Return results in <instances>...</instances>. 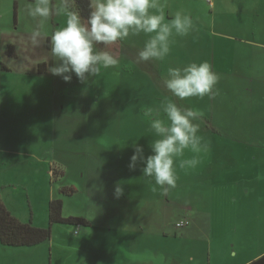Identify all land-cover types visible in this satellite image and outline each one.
I'll return each instance as SVG.
<instances>
[{"label": "rangeland", "instance_id": "374dc122", "mask_svg": "<svg viewBox=\"0 0 264 264\" xmlns=\"http://www.w3.org/2000/svg\"><path fill=\"white\" fill-rule=\"evenodd\" d=\"M163 1L164 6L160 3L164 10L166 8L172 15L182 12L194 21L193 34L197 42L193 49L208 52L213 47L214 56L188 61H207L217 74L227 76L230 81L222 82L216 93H223L232 102L225 104V108L216 106L215 117L212 119H207L206 111L198 105L188 108L200 113L197 122L200 127L204 125L205 129L225 124L224 120L228 117L236 125L246 122L249 127L247 130L256 128L257 135L241 133L236 139L257 147L251 155L255 156L253 160H257V164L261 160L259 171L264 178V0ZM14 3L17 10L15 22ZM37 3L38 0H0V200L20 221H31L35 226L46 227L48 202L60 198L63 215L85 216L92 222L95 231L99 232L103 220L109 218L102 205H108L107 209L112 211L110 204L125 195L123 190L127 181L134 182V188L141 196L158 192L149 188L154 181L150 182L142 175V164L138 163L133 170L128 167L126 154L133 153V140L146 147L143 143L145 141L138 134L140 130L149 129L161 101L167 98L177 103L176 97L171 96L166 88H152V98L145 96L148 90L142 85L149 81L156 86L159 78L164 82L169 66H180L179 55L174 50L176 36L171 38L170 53L162 61L164 71L161 76L148 72L144 77L138 67H134L135 73H127L128 78L125 73L122 74L124 82L128 79L134 83L135 92L131 91L127 100L143 97L137 98L142 104L133 105L137 100L130 105L120 103L111 106V103L105 101L98 103L95 77L81 82L73 74L71 81L65 82L49 71L55 62L50 57V41L46 40V36L51 37L55 30L62 27L66 17L56 13L57 0H53V3L48 0L50 15L47 20L28 16V7ZM209 12L213 22L210 21ZM203 24L211 32L209 38L197 29ZM34 32L40 33L35 40ZM129 39L120 42L122 52L115 53L113 45L107 50L122 64L137 65L127 56L129 52L138 55V45L141 48L143 45H140V40ZM134 43L136 51H129ZM181 48L186 46L182 43ZM12 51L16 53L15 57L8 54ZM123 52H127L125 56L121 54ZM143 109H148L144 117L141 112ZM106 133H114L117 137L109 135L103 138ZM107 145L110 146L108 149L105 148ZM117 147H120L124 156L122 161L115 158ZM100 148L106 153L98 156L95 149ZM127 148L129 151L125 152ZM51 169L54 175H51ZM245 170L254 171L249 166ZM117 177L125 178L121 183H114L113 179ZM69 186L76 190L74 194L64 196L59 193L60 188ZM102 189V197L96 198V192ZM117 189H120L119 194ZM114 194L118 196L113 198ZM168 195L171 197V189H168ZM183 203L175 202L171 197L166 217L159 218L152 213L149 220L152 226L160 229L164 224V233L168 236L166 246L150 245L145 250H129L125 256L130 252L133 256H141L143 252L150 255L148 260L136 259L135 264L147 261L155 264H238L242 255H250L248 252L251 250L240 249L243 244L248 243L253 251H257L254 242L259 244L260 238L264 242V236L259 234L254 239L255 234L250 230L251 226L243 222L244 217L236 215L228 221V218L217 215L211 226L212 216L208 218L209 226L206 225V218L202 222L192 220L189 225L193 227L194 234L184 236V244L179 241V245H171L174 235L172 229L177 231L178 237L182 230L177 229L175 223L183 213ZM221 219L225 220L224 225H220ZM141 220L142 217H139L136 222ZM254 220L260 222L259 228L263 232L264 211L262 216ZM235 226L238 227L237 231ZM72 227L54 224L51 231L63 239ZM83 229L91 228L83 226ZM98 239L95 238L96 243ZM53 240L51 245L43 244L37 248L41 250V258L44 259L41 264H48L47 247L52 249L51 254H56L61 246L56 237ZM91 240L86 239L90 243ZM81 241L85 240H79L76 252L69 255L62 264H109L103 257L110 256V248H103L102 251L95 248L98 245L92 244L91 248V244L81 245ZM233 247L238 251L236 256ZM13 250L16 249L0 244V264L10 263L8 253ZM35 261V258H30L27 264H40Z\"/></svg>", "mask_w": 264, "mask_h": 264}, {"label": "crops", "instance_id": "0c3cea01", "mask_svg": "<svg viewBox=\"0 0 264 264\" xmlns=\"http://www.w3.org/2000/svg\"><path fill=\"white\" fill-rule=\"evenodd\" d=\"M51 1L53 3V0ZM160 2H162L164 6L165 2L163 0H160ZM208 4L211 6L210 2ZM215 6L216 5L214 4V7ZM165 10L164 22L168 23L173 15L169 13L166 8ZM209 14L210 21L213 22V16L210 12ZM197 29L206 34V38L211 36V32L208 31L206 24H203L202 27ZM193 33L194 31L184 37L176 36V48H174V50L179 55L178 57L181 62L180 66L190 63L188 60L194 58H207L211 55L214 56L212 51L213 47H211L208 52L193 49L197 42V40L194 39L195 35ZM47 38H49L50 41V37L46 36V40ZM145 39H147V36L141 34L139 36L130 37L129 41L140 40V45H143ZM200 39L205 41V38H201V36ZM182 43L186 46V48H181ZM120 46V42L113 45L115 53L117 51H123ZM138 47L141 48L139 45ZM134 48L135 43L132 45V49L129 48V51H136ZM126 53L127 52H123L121 54L125 56ZM127 58L135 61L137 65H125L119 60L117 67L103 69L101 74L94 79V81H96L95 85L98 103L105 101L104 103H111V106H115V104L120 103L130 105L137 100V98H143L137 97L127 100L132 94L131 91L135 92V89L133 88L134 83L128 81V79H125L124 82V76L122 74L125 73L126 78H128L129 75L127 73L136 72L134 67L141 69V73L144 77L148 72L161 76L164 71L162 61L157 62L153 60V64L151 61L142 62L138 60V55L134 54V52H129ZM212 69L214 70V68ZM217 75L219 79L215 85L214 94L212 96H205L204 98L192 97L186 100H177L175 98L177 104L181 107L187 108L192 105H198L201 109L206 111L207 119L215 117L214 112L216 106L225 108V104H231L232 102L231 98H225L223 93H216V90L221 88L220 85L222 82H230L227 79V76H223L220 73ZM156 82L158 83L156 86L152 85L149 81L148 83L143 82L142 85L144 89L148 90L147 93L144 94L145 96L152 98V88H165L162 79L159 78ZM99 97H101V99H99ZM138 104L142 103L138 101L133 105ZM146 111H148V109H143L141 111L142 117L146 115ZM221 112L222 111L219 113ZM224 121L226 122L225 124H228V126L224 127L225 124L220 123V126L214 125V127L209 129L207 127L205 129L204 125L200 127V133L202 137H204L203 143L206 145V150L198 154L190 151L185 152L184 158H192L195 156L199 160V164L195 168L191 169L177 167L178 179L175 187H160L155 185L153 182V186L149 188L157 190L158 192L141 196L139 191H136L134 188V182L127 181L125 183L126 188L123 190V194L125 195L121 196L120 200L114 201V203L110 204V209L114 212L107 209L108 205H102L105 208V212L108 213L109 218H105L103 220V225L100 227L99 232L95 231L96 228L93 226L92 222L84 216L90 222V224L88 226H84V228H91L90 230L83 229V226L81 225L74 226L69 229L70 231H67L68 235L65 233L67 237H64L63 239H60L59 234L53 235V233H51V238L48 241L38 245L32 247H13V249L16 250L8 253L10 260L9 264H12V262L13 264H27L30 262V258H35V262L41 264L44 259L41 258V250H37V248L43 244L51 245L54 242V237H56L57 242L60 243L61 246L57 249L56 254H51L52 249L47 247L49 251L48 264L64 263L69 255L76 252V244L82 239L85 241H81V245L88 246L91 244V248L92 244L98 245L95 246V248L102 251L103 248H110V256L105 255L103 257L107 262H109V264H135L136 259L148 260L150 259V255L144 252L141 256H133L132 252H130L128 256H125V254L129 250H136L139 248L145 250L146 247L150 245L164 247L168 244L166 242L168 236L164 233V224L160 229L156 226H152V222L149 220L151 219L152 213L153 215L159 216V218L166 217L168 202H170L171 197L175 202H185L183 203V207L181 209L183 213L176 223L183 219L188 221V224L183 227H177L175 223V227L182 230L179 231L180 236L178 237L177 231L172 229V234L174 235L172 236L171 245H179V241L180 243H183L182 239L184 236L194 234L193 227L189 225L192 220L194 222H202L206 218V225L209 226L208 218L212 216L211 226L213 224V218L217 215L221 218H228V221L231 220L232 216L237 215L239 217H244L243 222L251 226L250 230L255 234L254 239L258 237V234L261 237L264 236V230L261 232L259 228L260 222L254 220L256 217L262 216V212L264 211V208L262 207L264 178H262L259 171L261 160H259L257 164V160H253L255 156L252 157L251 155L254 154L253 149L257 148L256 146L248 145L243 141L236 139L242 135L241 133L257 135V130L256 128H250L247 130L249 127L246 122L241 125H236L237 123H235L230 117L226 118ZM109 135L117 137L114 133H106L103 138H106ZM138 135H140L145 141L143 143L146 147L142 146L144 149V155L147 156L151 154L149 142L155 137L150 128L147 129V131H145V129L140 130ZM108 147L110 146L107 145L105 148L108 149ZM128 151L129 149L127 148L125 152ZM95 152L99 153L98 156L106 153V151L102 150V148L99 150L95 149ZM115 152L116 159L120 161L124 160L120 147H117ZM131 155L132 154H126L128 164ZM247 166H249V169H254V171L249 172L248 170H245ZM124 178L117 177L113 180L114 183H121ZM168 189H171L172 191L171 197L168 195ZM103 193V189L98 190L95 197H102ZM116 196L118 195L114 194L113 198ZM139 217H142V220L136 222V219ZM145 223L146 225H144ZM221 224L224 225L225 220L221 219L220 225ZM166 225L167 224H165V226ZM235 230H238L237 226H235ZM98 237V243H96L95 238ZM87 238H92L91 243L86 241ZM59 240H61V242H59ZM242 240L244 241V239ZM254 243L257 244V247L255 248L257 251H253L248 243L241 246V250L248 249L251 251L248 252L250 255H247L246 257L242 255V259H239L238 264H248L251 261L256 260L257 257L264 255V242H261V238L259 244L257 242ZM113 251L115 252L113 253ZM234 251V255H238V251ZM142 264L155 263L147 261Z\"/></svg>", "mask_w": 264, "mask_h": 264}, {"label": "clouds", "instance_id": "9594fccd", "mask_svg": "<svg viewBox=\"0 0 264 264\" xmlns=\"http://www.w3.org/2000/svg\"><path fill=\"white\" fill-rule=\"evenodd\" d=\"M56 13L66 19L50 37V57L55 63L49 71L65 82H70L73 74L85 82L89 77H98L103 69L117 67L119 59L107 50L117 42L144 34L147 39L138 51V60L164 61L170 53L173 35L184 37L195 30L192 18L182 12H176L165 23L160 0H89L86 19L75 8V0H57ZM27 15L47 20L48 0H38L35 6H29ZM39 35L34 32L33 39ZM218 79L209 63L193 61L169 66L164 86L179 100L204 98L214 94ZM199 118V112L165 98L149 125L155 137L149 142L151 154L145 156L143 147L133 140L128 167L135 169L139 162L142 175L150 182L175 187L177 167L191 169L199 164L195 156L184 158L185 152L198 154L206 150L199 134Z\"/></svg>", "mask_w": 264, "mask_h": 264}, {"label": "trees", "instance_id": "16d2710c", "mask_svg": "<svg viewBox=\"0 0 264 264\" xmlns=\"http://www.w3.org/2000/svg\"><path fill=\"white\" fill-rule=\"evenodd\" d=\"M69 7H72L69 5ZM75 8L79 9L83 18L89 14V0H75ZM17 18L16 4H13V21ZM49 41V38H47ZM9 55L16 56L12 51ZM40 67V64H39ZM54 175L51 169V175ZM76 190L69 186L60 188L59 193L64 196H71ZM62 199L53 198L48 202V225L46 227L35 226L31 221L22 222L11 214L0 200V244L7 247H32L46 242L51 238V228L54 224L88 226L90 222L82 216L69 215L62 213ZM248 264H264V255L259 259L253 260Z\"/></svg>", "mask_w": 264, "mask_h": 264}, {"label": "built area", "instance_id": "2783aa9c", "mask_svg": "<svg viewBox=\"0 0 264 264\" xmlns=\"http://www.w3.org/2000/svg\"><path fill=\"white\" fill-rule=\"evenodd\" d=\"M188 224V221L186 219L180 220L176 223L177 227H183Z\"/></svg>", "mask_w": 264, "mask_h": 264}]
</instances>
